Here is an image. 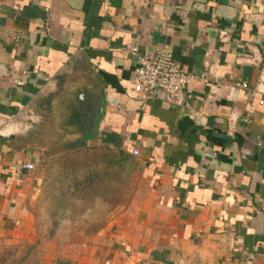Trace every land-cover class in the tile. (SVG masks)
I'll return each mask as SVG.
<instances>
[{
  "label": "crops",
  "instance_id": "obj_1",
  "mask_svg": "<svg viewBox=\"0 0 264 264\" xmlns=\"http://www.w3.org/2000/svg\"><path fill=\"white\" fill-rule=\"evenodd\" d=\"M0 264H264V0H0Z\"/></svg>",
  "mask_w": 264,
  "mask_h": 264
},
{
  "label": "built area",
  "instance_id": "obj_2",
  "mask_svg": "<svg viewBox=\"0 0 264 264\" xmlns=\"http://www.w3.org/2000/svg\"><path fill=\"white\" fill-rule=\"evenodd\" d=\"M136 59L134 88L143 99L162 95L165 100L176 105L185 104L184 92L190 83V75L180 66L174 55L168 51H161L155 56H143L137 48L130 49ZM236 87L250 90L247 83H237ZM139 156L138 150L133 151ZM22 170L33 171V163H27Z\"/></svg>",
  "mask_w": 264,
  "mask_h": 264
},
{
  "label": "water",
  "instance_id": "obj_3",
  "mask_svg": "<svg viewBox=\"0 0 264 264\" xmlns=\"http://www.w3.org/2000/svg\"><path fill=\"white\" fill-rule=\"evenodd\" d=\"M77 95L79 96V105L77 107L72 108L73 110H75L79 115L86 114L88 107H92V109L94 110L93 114H91L89 117V121H85L83 124V138H81V140L84 142H90L92 140H95L98 136L99 123L104 114V98L100 97L92 100V98L88 97V94L79 93L75 96ZM83 95H85L84 100Z\"/></svg>",
  "mask_w": 264,
  "mask_h": 264
},
{
  "label": "rangeland",
  "instance_id": "obj_4",
  "mask_svg": "<svg viewBox=\"0 0 264 264\" xmlns=\"http://www.w3.org/2000/svg\"><path fill=\"white\" fill-rule=\"evenodd\" d=\"M117 194L120 195V189L117 190ZM129 196H130V199H131L132 198L131 197L132 196L131 192H130Z\"/></svg>",
  "mask_w": 264,
  "mask_h": 264
}]
</instances>
